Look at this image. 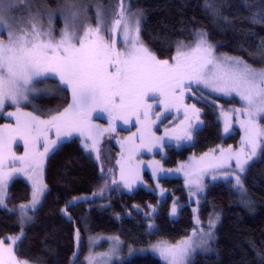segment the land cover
<instances>
[{
  "label": "trees",
  "instance_id": "trees-1",
  "mask_svg": "<svg viewBox=\"0 0 264 264\" xmlns=\"http://www.w3.org/2000/svg\"><path fill=\"white\" fill-rule=\"evenodd\" d=\"M73 8L81 10L79 19L83 25L93 29L97 27L99 10V35L121 53L123 23L115 24L122 19L119 0H21L11 11L16 18L24 14L29 18L33 10L42 17L53 15L58 39L65 26L58 16L70 21ZM124 8L125 18L140 12L138 37L157 59L172 62L175 42L193 44L203 31L215 46L213 56L225 54L242 59L254 69L264 68V0H125ZM104 27L110 35L104 33ZM80 35L83 37V32ZM109 71H113L112 66ZM45 81L49 87L58 85L53 79ZM189 101L200 114L202 127L189 141L165 145L156 153L166 167H176L194 155L240 144L241 132L237 128L228 137L223 136L217 114L218 107L239 105L238 99L203 95L198 101ZM71 102L69 89H55L35 99L38 107L46 110V117ZM32 106V102L28 103L25 109L32 111ZM37 113L34 114L44 117ZM91 113H96L92 120L98 126L113 127L115 131L122 130L124 124L128 126L99 107ZM10 122L14 121L3 111L0 125L9 126ZM260 125L264 128V118ZM70 129L73 136L56 142L47 154V191L24 226L15 208L31 200L32 188L25 177H17L8 188V207L0 208V241L6 245L9 240L5 237H20L23 232L15 244L17 260L28 264H84L91 246L89 238L104 235L122 241L124 258L129 257V250L139 252L159 242L176 245L196 238L199 246L195 251L203 249L191 254L190 264H264V141L257 157L243 163V172L237 163L205 170L209 172L203 176L202 192L190 200V181L205 171L182 177H156L144 172L133 187H119L85 149L82 140L87 143V132ZM46 136L51 139L54 134L47 131ZM16 149L18 153L23 151L21 145ZM116 151L110 141L102 142L101 162L112 160ZM221 176H239L245 196L242 198L237 192L233 178ZM209 221L214 227H209ZM209 232L211 238L202 243L201 238ZM106 247L103 242L97 250L105 251ZM115 264L163 263L149 253H136Z\"/></svg>",
  "mask_w": 264,
  "mask_h": 264
},
{
  "label": "snow or ice",
  "instance_id": "snow-or-ice-1",
  "mask_svg": "<svg viewBox=\"0 0 264 264\" xmlns=\"http://www.w3.org/2000/svg\"><path fill=\"white\" fill-rule=\"evenodd\" d=\"M119 2L121 18L126 21L129 18L135 20L136 26L133 31L138 34L139 20L136 13H130V16L125 18L123 16L125 0ZM20 3L21 0H0V114L6 105L19 109L22 103H31L30 97L43 95L44 90L36 88L35 85L45 80H56L60 89H70L72 96V102L68 107L63 111L55 109L58 114L52 115L50 120H41L31 113L22 114L29 117L22 125L24 134L30 136L34 134V143L44 137L42 145L44 153L38 155L42 156L49 151L47 127H55L57 136L62 126L69 129H87L91 133L94 126L89 125L88 117L97 107L107 112L112 119L128 123L129 115H135L142 110L143 114L147 115L145 104L147 93L158 92L168 98L170 93L175 94L179 89L180 95H183L185 81H189L187 85L189 89L193 84H202L224 95L230 96L235 93L239 97L247 116V143L251 145L252 153L255 154L257 138L264 137V128L256 123L257 119L264 118V68L254 69L242 59L228 57L225 54L213 56L215 46L208 42L207 34L203 31L197 34L193 44H185L183 40L176 41L174 45L176 55L171 63L168 60L157 59L142 42L139 47L136 46L138 35L130 36L127 22L122 30V43H130L132 48L126 54H122L110 43H106L103 35H99L101 32L99 10L96 12L97 27L93 29L91 26L85 28L80 21V9H71V20L64 21L65 26L61 29L58 39L55 36L51 15L47 28L38 26V17L29 18L27 23L21 21L5 24V17H10L11 10ZM128 11L130 12V9ZM11 19L15 21V18ZM115 24L120 25L121 20L117 19ZM103 31L109 34L107 27H104ZM81 32L83 37L80 35ZM90 34L95 36V39L89 41L87 38ZM3 36L7 39L2 38ZM197 52L204 55H193ZM222 61H231L229 71H223ZM109 66H112L113 71H109ZM153 98L159 99L155 96ZM13 115L16 114L8 113L9 117ZM16 123L18 126L21 125L20 115H16ZM95 131L98 134L101 132L99 129ZM185 138L190 140L191 133H187ZM140 139L143 140V136ZM9 141L10 136L0 134V163L3 161L4 150ZM236 163L243 172V163L239 157ZM2 181L3 176L0 175V182ZM236 184L244 191L239 176L236 177ZM36 195L33 194V203L36 202ZM0 203H3L2 194ZM23 222L22 218L21 223ZM209 227H214L212 221H209ZM22 236L23 232L20 237L5 239L9 240L10 244H15ZM211 236L210 232L205 233L201 242L206 244V238ZM2 245L3 242L0 241V264H28L27 261L15 258L12 247L4 248ZM153 247L167 264H186L195 251L190 240L178 247ZM5 252L8 255V262L3 258ZM87 261L88 264H94L92 256L88 257Z\"/></svg>",
  "mask_w": 264,
  "mask_h": 264
},
{
  "label": "rangeland",
  "instance_id": "rangeland-1",
  "mask_svg": "<svg viewBox=\"0 0 264 264\" xmlns=\"http://www.w3.org/2000/svg\"><path fill=\"white\" fill-rule=\"evenodd\" d=\"M28 13V12H27ZM27 14H24L22 17L16 18L13 16L12 11L10 12V17L15 18L13 21L10 17H5L4 23L10 24L14 22H23L27 23L28 19L31 17H38L39 24L44 28L48 26L49 15L45 14L44 17L38 14V12H33L30 14L29 18L26 17ZM137 18L139 20V29H140V12L136 13ZM28 16V15H27ZM54 18L53 15H51ZM61 17V22L64 23ZM42 18V19H41ZM121 19L123 25L121 26V30H123L125 22H127L130 36L138 35L134 33L135 28V20L133 19ZM35 22V21H34ZM70 22V21H69ZM88 26L87 24L84 25ZM56 32V30H54ZM58 34V32H56ZM60 34V32H59ZM5 40L6 36H3ZM89 41L95 39V36L91 35L87 38ZM123 46L121 48V53L126 54L129 50H131L132 45L127 42H123ZM137 47L140 46V38L138 37V41L136 44ZM195 56L204 55V53L198 55L194 53ZM171 63V61H170ZM222 63V69L224 72H227L231 68V64ZM46 81L37 83L35 86L38 89L44 90V93L53 92L55 89H60V85H55L49 87ZM189 81H185V86L183 90V95H180V90L177 89L175 94H169L168 98L161 96L160 93L149 92L145 98V104L147 105L146 111L147 115L143 114L142 110L140 113L135 115H129L128 126L123 125L122 130L115 131L113 127L109 126H98L92 120L93 116L96 113H90L88 117V123L93 127V131L91 133L88 132L87 129H84L83 132H87L88 136L85 138V141L82 143L85 146V149L90 152L96 162L101 165V169L104 172L105 170L108 174L114 178L113 183H117L119 187H133L135 183L140 178L141 174L144 172L149 173L150 175L156 177H182L193 172H197L200 170L213 169L219 166H226L230 163H236L237 157H239L242 163L247 161H251L255 159L259 153V149L261 147L262 142L264 141V137H258L256 140L255 146V154L252 153L251 145L247 143L248 134L246 132L247 125V116L243 110V104L240 101L239 97L232 93V95H224L221 92H216L211 90L210 88L204 87L201 85H195L188 88ZM70 90V89H69ZM207 95L210 97H221L224 99H230L235 97L239 101V105H228L226 107H218L217 114L218 120L222 128V134L224 137H228L232 134L235 129H239L241 132L240 144L234 148H219L213 152H207L205 154L194 155L187 158L185 161L181 162L176 167H166L163 164L161 158L156 157V153L161 150V148L165 145L174 144L179 145L189 141L186 139V134L191 133V137L193 133L202 127V121L200 114L197 110H195L193 103H188V100L198 101L201 96ZM159 97V99H154L153 97ZM39 97V94L31 99V102L34 104L32 111L25 109V105L28 103H22L17 109L16 106L6 105L3 109L4 114L8 116L9 112H12L16 115H20L21 125L18 126L16 123V115L11 116V119L14 121L10 122L9 126L6 124L0 125V134L10 135V144L4 150V158L2 163H0V175L3 176V181L0 182V194L3 196V203H0V208L8 207L7 197H8V188L14 179L17 177H25L29 182L32 188V196L31 200L28 203L20 204L16 206L15 211L19 214V221L22 226L26 225L30 220L28 217H32V214L42 203L45 193L47 191V185L45 183V167L47 161V154L38 155L40 153H44V147L42 146L44 140L40 138L39 141L34 143L33 136L25 135L23 130V123L29 119L22 115L23 113H31L35 116L37 114H42L41 117L36 115L41 120H50L52 115H57L58 113L50 114L48 117L46 110L40 109L38 104L35 103V99ZM205 98V97H203ZM37 107V108H36ZM68 105L59 108L60 111H63L67 108ZM97 109V108H96ZM36 110V111H35ZM34 112V113H33ZM105 115V113H103ZM167 118H170L169 121ZM262 118L257 119L256 123L258 126L260 125V120ZM120 120V119H119ZM125 123V122H124ZM245 125V126H242ZM117 127V126H116ZM118 128V127H117ZM263 128V127H262ZM55 127H47V131L54 134L53 138H48V148L49 150L56 144V142L69 138L73 136L71 134V129L68 128L61 129L59 136H57V131L54 130ZM68 129V130H67ZM95 129L101 130L98 134ZM160 130V131H159ZM56 134V135H55ZM143 136V140L140 137ZM159 138V139H158ZM23 139V140H21ZM104 141H110L116 147V153L113 155L112 160L106 161V163L101 162L100 157V149L101 144ZM54 142V143H53ZM16 145V146H15ZM17 145L22 146V152H17ZM94 145V146H93ZM163 145V146H161ZM98 149V153H97ZM97 155L99 158H97ZM22 158V159H16ZM209 171H205L201 173L200 176L195 177V179L191 180L188 188V195L190 200H195L202 192L204 187V179L203 176L207 174ZM223 178H233L232 176H221ZM234 179V187L240 196L243 198L245 196V192L240 190V186L236 184V177ZM199 186V190H198ZM36 193V202L33 203V194ZM195 193V194H193ZM24 220L21 223V220ZM209 240V238H208ZM18 241V240H17ZM16 241V242H17ZM91 242L90 251L88 255L84 259V264H88L87 258L92 256L94 258V264H115L121 263L124 259H128L135 255L139 254H151L154 257H157L162 261L163 264H167L165 259L160 256L159 252L154 249L153 246L159 247H173L180 246L183 242L189 241L185 239L176 245H171L166 242H159L151 245L148 248L142 249L143 251L128 252L127 258L123 257V244L122 241L112 236H91L89 238ZM105 242L107 243V247L105 251L97 250L101 244ZM193 247L197 249L199 246V241L195 238L191 241ZM16 244V243H15ZM15 244L6 243L2 246L4 248L12 247L13 255L15 256ZM203 249V248H201ZM198 249L193 253L201 250ZM114 250V251H113ZM192 253V254H193ZM107 254V255H105ZM4 260L8 262V255L4 253ZM192 259V255L186 261V264H190Z\"/></svg>",
  "mask_w": 264,
  "mask_h": 264
},
{
  "label": "flooded vegetation",
  "instance_id": "flooded-vegetation-1",
  "mask_svg": "<svg viewBox=\"0 0 264 264\" xmlns=\"http://www.w3.org/2000/svg\"><path fill=\"white\" fill-rule=\"evenodd\" d=\"M11 118V117H10Z\"/></svg>",
  "mask_w": 264,
  "mask_h": 264
}]
</instances>
